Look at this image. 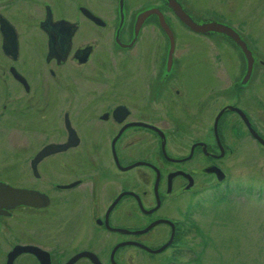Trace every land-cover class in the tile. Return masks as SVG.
Returning a JSON list of instances; mask_svg holds the SVG:
<instances>
[{
	"label": "flooded vegetation",
	"instance_id": "obj_1",
	"mask_svg": "<svg viewBox=\"0 0 264 264\" xmlns=\"http://www.w3.org/2000/svg\"><path fill=\"white\" fill-rule=\"evenodd\" d=\"M38 1L7 0L2 8L17 7L15 21L0 16L16 42L12 57L2 48L0 33V52L9 64L0 90V131L8 147L0 184L28 194L13 206L0 203V264H142L139 257L169 264L187 246L197 245V211L207 201L237 191L260 196L259 187L232 180L224 165L238 141H251L264 151L248 129L264 141L250 115L256 101L264 116V89L261 95L252 89L253 80L264 87V59L248 50L252 65L247 72V60L231 38L192 31L170 2L195 26L215 22L230 28L248 49L243 30L217 22L214 14L193 12L185 0H40L41 6ZM147 11L152 12L139 18ZM159 17L173 37L170 62ZM19 19L31 35L27 44L37 42L34 35L41 37L52 78L26 80L20 72ZM62 22L75 28L70 52L60 64L47 63L43 27L59 39L67 32ZM174 27L200 42L220 37L242 61H234L235 68L210 63L209 75L199 77L202 66H179L182 57L175 51L182 47ZM90 38L124 53L140 52L135 55L139 64L134 71L54 78L67 62L88 63L94 43L82 40ZM151 41L159 48L155 69L144 70L140 61L147 60ZM83 49L88 55L75 59ZM229 64L234 72L215 75L213 66ZM11 68L24 81L16 82ZM219 99H224L221 106ZM200 116L202 125H195Z\"/></svg>",
	"mask_w": 264,
	"mask_h": 264
},
{
	"label": "rangeland",
	"instance_id": "obj_2",
	"mask_svg": "<svg viewBox=\"0 0 264 264\" xmlns=\"http://www.w3.org/2000/svg\"><path fill=\"white\" fill-rule=\"evenodd\" d=\"M67 1L69 3V0ZM185 2H188L189 8L195 13L214 14L217 16L215 18L217 22L227 24L234 29L243 30V35H246L248 50L253 53L255 59H264V0H185ZM100 3V1L97 2V4ZM7 4V0H0V16L3 19L7 17L8 21L13 23L15 20L12 15L18 10L15 6H11L10 9L2 8ZM37 4L42 5L40 0ZM57 4L60 6L58 2ZM92 6L100 11L94 4ZM26 10L28 11V9ZM26 10L23 12L25 13ZM18 22L17 25H19L20 33H22L19 37L20 59H18V67L20 72L24 74L26 80L52 78L47 72L51 66H47L43 62L46 51L44 45L43 48L40 47L41 37L32 33L37 42L33 46L31 43L27 44L26 39H29L31 35L28 36L22 30L26 22L23 20ZM173 31L177 35V42H179L177 45L182 47L178 48L177 46L178 49L175 51L176 56L178 54L182 57L179 66L198 65V68L202 66L197 73L199 77L209 75L210 63L227 62L233 64V68H235L234 61H242L240 54L234 53V48H229L220 37H214L212 42L205 43L184 34L178 28L174 27ZM86 41H89L90 44L94 43L88 63L78 67L71 61L67 62L58 69L59 73L54 78L82 75H91V78L93 74L103 76V73L134 71L133 66L139 64L138 60L141 59L135 56L140 52L138 54L124 53L125 51L117 48L116 45H107L103 39L101 41L93 38L82 40V42ZM187 43L188 45H184ZM154 44L152 41L149 43L150 48L147 49L148 53H145V56L148 57L147 60L140 61L144 70L155 69L153 67L155 64L154 56L159 48ZM230 64L227 68H223L222 65L213 66L215 75L221 76L231 72V70L234 72V69L230 68ZM8 66V62H5L0 52V90L3 86L2 83H6L4 75L5 77L8 75ZM95 77L93 76V78ZM125 80L131 81L129 76ZM253 81L254 93L261 95L264 87L258 85L255 80ZM80 85L85 87L86 81H82ZM223 100H218L219 106L222 105ZM252 104L254 105H252L250 115L253 126L262 135L264 133L262 106L256 101H252ZM204 116L205 123L210 125L212 118L208 116V112ZM0 118L3 117L0 116ZM202 118L201 116L197 117L199 123H195V125H202ZM217 121L218 118L216 117L213 124L216 125ZM3 123L4 121H2ZM1 128L3 126H0ZM6 143L5 132L0 131V169H4V161H8ZM234 149V156L225 160L224 166L227 168L228 176L236 182L243 181L246 184L249 181L255 187H259L262 191L257 197L259 199L244 191H237L226 198L207 201L206 205L197 211L196 221L199 226V236L197 240H195L196 237L194 238L195 241H198L197 245L187 246L182 250L180 256L169 259V264H264V151L257 145L254 146L251 141H238ZM6 180L11 182L7 174ZM157 258L155 261H147L145 257L138 259L142 261V264H164V262L161 263L156 260Z\"/></svg>",
	"mask_w": 264,
	"mask_h": 264
},
{
	"label": "water",
	"instance_id": "obj_3",
	"mask_svg": "<svg viewBox=\"0 0 264 264\" xmlns=\"http://www.w3.org/2000/svg\"><path fill=\"white\" fill-rule=\"evenodd\" d=\"M170 6L171 9L173 11L174 14H176V16H178V18L180 19V21L182 23H184L185 25H187L192 31L194 32H203V31H208L211 30L213 32L216 33H221L224 34L226 36H228L229 38H231V40L233 42H235V44L239 47L240 52L243 53L245 60H247L248 63V68H247V72H249L250 68H251V61H252V57L250 55V52L248 51V49L246 48V45L244 42L240 41L237 37V35L235 34V32H233L230 28L221 25V24H217L215 22L209 23L207 26H195L193 23L189 22L187 16L184 15V13L181 12L179 6L177 3H175V5H171L170 2ZM150 12L152 11H147L144 12L143 15H141L139 18H143L144 16H146L147 14H150ZM160 20V24L164 29V32L166 33V35H168V39H169V50H168V62H170V58H171V54L173 51V37L172 35L169 33V31L167 30L166 25L163 24L161 17H159ZM64 26H66L67 32H64L62 38L59 37V39H55V36L57 35V32L55 31H49L46 30L43 27V30L46 31V33L48 34V49H47V56L45 57V62L49 63V60L54 59L56 61L57 64H60V62H64V60L66 59L68 53L70 52L69 48H70V36L72 35V33L74 32L75 28L73 27V25H71L70 23H66V22H62ZM42 28V25H41ZM10 27L7 24L6 21L0 20V33L2 36V48L5 51V53L11 55L12 57H15L16 55V42L14 39V35L12 33V31H10ZM54 36V37H53ZM54 38V39H53ZM89 53V49H83L81 51H76L74 53V58L78 59L81 57L82 54H84V56L88 55ZM9 73L11 74V76L13 77V79L18 82V81H24L23 78L19 75L16 74L15 71L11 68L9 70ZM244 118V117H243ZM247 121L245 120V123ZM248 127V124H247ZM249 129V133L251 135L252 138H254L255 140H257V142L264 147V141L262 140L261 137H259L257 135V133H255L252 128L248 127ZM28 194L27 192L24 191H19L17 189L11 188L5 184H0V203H3L6 205V203L10 204V206H13L14 203L13 202H17L19 203L20 201L23 200V198H27ZM6 202V203H4ZM162 250V249H161ZM161 250H158L156 252H160Z\"/></svg>",
	"mask_w": 264,
	"mask_h": 264
},
{
	"label": "bare ground",
	"instance_id": "obj_4",
	"mask_svg": "<svg viewBox=\"0 0 264 264\" xmlns=\"http://www.w3.org/2000/svg\"><path fill=\"white\" fill-rule=\"evenodd\" d=\"M63 26V25H62ZM64 29H65V27H64Z\"/></svg>",
	"mask_w": 264,
	"mask_h": 264
}]
</instances>
